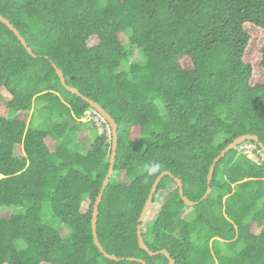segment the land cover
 I'll return each mask as SVG.
<instances>
[{
	"label": "trees",
	"instance_id": "1",
	"mask_svg": "<svg viewBox=\"0 0 264 264\" xmlns=\"http://www.w3.org/2000/svg\"><path fill=\"white\" fill-rule=\"evenodd\" d=\"M0 14L36 55L0 20V264H168L137 236L164 171L157 214L140 222L152 251L174 264H264L259 143L233 147L208 183L228 142L251 133L264 144V0H0ZM55 66L118 124L97 232L119 260L91 224L112 135L80 120L94 108Z\"/></svg>",
	"mask_w": 264,
	"mask_h": 264
},
{
	"label": "water",
	"instance_id": "2",
	"mask_svg": "<svg viewBox=\"0 0 264 264\" xmlns=\"http://www.w3.org/2000/svg\"><path fill=\"white\" fill-rule=\"evenodd\" d=\"M0 20L6 24L11 30L14 31V33L18 36V38L20 39V41L22 42V44L26 47V49L28 50L29 54L36 56L35 53L33 52L32 48L28 45L26 39L20 34L19 30L14 26V24H12L10 22L9 19H7L6 17L2 16L0 14ZM56 68V72L60 77L61 83L63 84V86L70 92L75 93L77 95L82 96L89 104L92 108H94L95 110H97L99 113H101L104 118L108 121V123L111 126V133H112V151H111V156H110V164H109V170L108 173L106 174L104 180H103V184L102 187L99 191V194L95 200V203L93 205V211H92V219H91V224H92V234H93V239H94V243L96 244V246L99 248V250L104 254V256L110 258V259H114V260H119L120 258L117 257L115 254L109 253L107 252L103 245L101 244L99 237H98V232H97V221H98V214H99V204L102 200L103 197V193L105 191L106 186L108 185L110 179L112 178V176L114 175V164H115V159H116V154H117V147H118V124L116 122V120L114 119V117L102 106L100 105L97 101L84 96L77 88H75L74 86L69 85L66 82V78L62 72L61 69H59L57 66H55ZM246 140H254L256 142L259 143L263 153H264V144L262 142H259V137L256 134H251V133H247V134H243L240 135L238 137H236L233 141L228 142L227 145L220 151V154L218 156H216L213 160V163L210 166V170L208 173V183H210V181L212 180L213 174H214V170H215V166L216 163L223 157L226 155V153L228 151H230L233 147L242 144L243 142H245ZM227 141V140H226ZM172 174L170 171H164L161 174H159L157 176V178L155 179V182L152 185L151 191L148 195V198L143 206V209L141 211V214L139 216L138 222L139 224L137 225V236H138V242H139V246L146 250L149 254L151 255H157V254H165L168 259H169V263L168 264H174L175 259L170 255L169 251L167 249H160L157 251H152L149 246L146 243V239L142 233V228L140 225V222L145 218L151 204L153 203L154 200V196L157 192V188L158 185L160 183V181L163 179L164 176L166 175H170ZM175 181L177 182V185L179 187V193L183 199V201L189 205V206H193L197 203V201H193L191 200L187 195H185L184 193V188H183V181L178 178V177H174ZM211 192V187L209 186L206 193L203 196V199L206 198L209 193ZM124 259V258H122ZM126 259L132 260V261H138L141 262L142 264H147V261L142 259V258H136V257H126Z\"/></svg>",
	"mask_w": 264,
	"mask_h": 264
},
{
	"label": "rangeland",
	"instance_id": "3",
	"mask_svg": "<svg viewBox=\"0 0 264 264\" xmlns=\"http://www.w3.org/2000/svg\"><path fill=\"white\" fill-rule=\"evenodd\" d=\"M125 39V38H124ZM43 115V114H42ZM28 119L30 118V113L28 114V117H27ZM81 120V119H80ZM82 121V120H81ZM83 122V121H82ZM87 123V122H86ZM111 135V134H110ZM77 137H78V140H81V141H85L86 143L87 142H90V140H92V139H89L90 137H91V134H90V132H89V130H88V128L85 126H82V130L81 131H79L78 132V135H77ZM254 147V144H246V145H243V146H241L240 148L241 149H243V150H249V149H251V148H253ZM117 178H118V176H117ZM160 197V196H159ZM161 202H159V201H156L155 203H153L151 206H150V208H149V210H148V212H147V214H146V221H147V223H149L150 221H151V219L153 220L154 218H155V216H156V214H157V211H158V207L161 205L160 204ZM13 212V209L12 208H3V210H2V215L3 216H6V217H8V216H10V214ZM49 215V212H47L46 211V216H48ZM52 223V222H51ZM56 223V222H55ZM54 223V224H55ZM53 224V223H52ZM56 225V227L62 232V233H65L66 232V227L63 225V224H60V223H56L55 224Z\"/></svg>",
	"mask_w": 264,
	"mask_h": 264
},
{
	"label": "built area",
	"instance_id": "4",
	"mask_svg": "<svg viewBox=\"0 0 264 264\" xmlns=\"http://www.w3.org/2000/svg\"><path fill=\"white\" fill-rule=\"evenodd\" d=\"M80 119L83 122H87V124H89V125H95L97 127L99 133L107 132L109 135L111 134V127L108 125L106 119L104 118V116L101 113H99L95 109L87 110L84 113V115H82V117ZM254 147H255V145H254ZM251 149H249V150L241 149V151L242 152H251ZM263 155H264V153H263Z\"/></svg>",
	"mask_w": 264,
	"mask_h": 264
},
{
	"label": "clouds",
	"instance_id": "5",
	"mask_svg": "<svg viewBox=\"0 0 264 264\" xmlns=\"http://www.w3.org/2000/svg\"><path fill=\"white\" fill-rule=\"evenodd\" d=\"M111 135H112V133H111ZM159 168H160L159 164H153V165L147 167L146 170H147L149 175H152V174H155L159 170Z\"/></svg>",
	"mask_w": 264,
	"mask_h": 264
},
{
	"label": "flooded vegetation",
	"instance_id": "6",
	"mask_svg": "<svg viewBox=\"0 0 264 264\" xmlns=\"http://www.w3.org/2000/svg\"><path fill=\"white\" fill-rule=\"evenodd\" d=\"M113 176H114V175H113ZM113 176H112V177H113Z\"/></svg>",
	"mask_w": 264,
	"mask_h": 264
}]
</instances>
